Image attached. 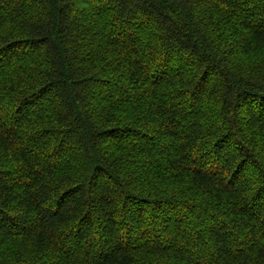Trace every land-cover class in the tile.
<instances>
[{
    "label": "trees",
    "instance_id": "1",
    "mask_svg": "<svg viewBox=\"0 0 264 264\" xmlns=\"http://www.w3.org/2000/svg\"><path fill=\"white\" fill-rule=\"evenodd\" d=\"M0 264H264V0H0Z\"/></svg>",
    "mask_w": 264,
    "mask_h": 264
}]
</instances>
